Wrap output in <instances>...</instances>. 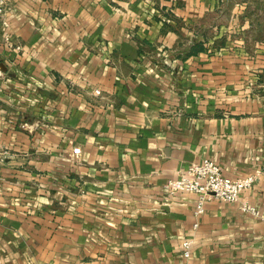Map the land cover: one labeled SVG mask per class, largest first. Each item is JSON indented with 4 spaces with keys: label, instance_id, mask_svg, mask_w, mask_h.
Here are the masks:
<instances>
[{
    "label": "crops",
    "instance_id": "obj_1",
    "mask_svg": "<svg viewBox=\"0 0 264 264\" xmlns=\"http://www.w3.org/2000/svg\"><path fill=\"white\" fill-rule=\"evenodd\" d=\"M6 18L0 264H264V221L216 198L196 217L164 187L210 158L260 169L264 208V0H11Z\"/></svg>",
    "mask_w": 264,
    "mask_h": 264
},
{
    "label": "built area",
    "instance_id": "obj_2",
    "mask_svg": "<svg viewBox=\"0 0 264 264\" xmlns=\"http://www.w3.org/2000/svg\"><path fill=\"white\" fill-rule=\"evenodd\" d=\"M11 0H0V23L2 26L9 24L6 14ZM0 42L8 47L19 49L20 46L13 43L12 34L0 29ZM2 86L0 83V91ZM99 93L98 90H96ZM261 170L240 176H229L222 172L218 162L210 158H204L191 162L186 168L181 170L176 177L170 178L165 183V191L169 195L179 192L194 193L196 195V205L194 215L199 217L205 212V204L210 199L216 198L222 201L238 202L240 209L256 216L264 221V208L259 209L249 202L245 192L250 189ZM198 222L193 223L195 229ZM191 239L183 240L181 243L185 257L190 255Z\"/></svg>",
    "mask_w": 264,
    "mask_h": 264
}]
</instances>
